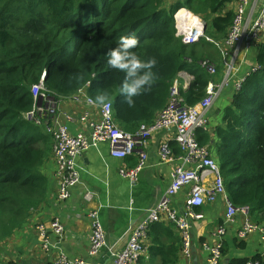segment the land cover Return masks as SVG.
Instances as JSON below:
<instances>
[{"label": "trees", "instance_id": "1", "mask_svg": "<svg viewBox=\"0 0 264 264\" xmlns=\"http://www.w3.org/2000/svg\"><path fill=\"white\" fill-rule=\"evenodd\" d=\"M228 1L0 0V243L48 202L46 166L54 158V143L42 125L24 117L34 107L32 86L45 77L46 91L57 100L85 88L94 99L106 89L117 126L136 132L168 106L182 72L194 76L179 90L183 104L192 107L206 97L215 75L201 63L222 70L215 43L226 40L235 18L236 12L224 13ZM181 9L204 21L205 36L213 42H182L174 19ZM131 33L139 37L140 58L158 60L151 92L135 97L134 108L119 93L124 73L109 68L105 56ZM258 45L256 68L225 109L217 139L202 130L196 134L216 155L229 201L248 208L251 221L264 226V44ZM76 74L84 79L77 81ZM249 262L263 264L261 255L229 264Z\"/></svg>", "mask_w": 264, "mask_h": 264}, {"label": "crops", "instance_id": "2", "mask_svg": "<svg viewBox=\"0 0 264 264\" xmlns=\"http://www.w3.org/2000/svg\"><path fill=\"white\" fill-rule=\"evenodd\" d=\"M254 1L256 2L249 0V6ZM256 4L260 9L264 0H258ZM236 8L237 3L230 0L225 5L224 13L229 11L235 13ZM214 37L216 38L217 34ZM225 41L224 39L219 43L220 47L216 45L222 70L212 77L210 83L220 84L224 80L222 52L227 54L228 60L234 56L236 50L238 52L230 84L208 112V130H202L209 133L211 141L217 139L216 127L222 124L225 109L232 103L238 91L237 83L243 82L256 68L258 43L264 44V33L259 42L251 46L242 44L234 47ZM180 83L184 89L189 85V83L186 85L183 79ZM59 101L58 115L61 121L68 125L70 132L89 134V124L81 122L80 118L88 113L90 119H98L99 110L76 102L73 96L60 98ZM45 130L48 132L46 128ZM174 136L175 132L172 129L153 134L149 139L147 164L135 181H131L126 174L137 166L138 155L119 159L109 154V146L106 143L91 146L78 160L81 184L71 189L70 198L65 201L57 200L60 180L55 176L56 165L51 153L52 160L46 166V173L50 179L48 202L13 237L0 243V264H53L61 253L70 257H83L87 264H114L113 253L124 249L133 230L148 217L150 210L157 206L171 184L172 170L180 164L181 155ZM164 144L169 145L173 156V161L169 163L162 161L159 155ZM213 156L216 158V155ZM85 190L95 194L92 201H85ZM189 191L190 188L186 187L173 198V207L178 212L186 207ZM89 210L100 211L106 232L107 248L96 258L88 256L92 229L87 217ZM200 210L204 218L191 224L190 256H186L182 251L183 240L180 232L163 218L151 225L144 239V252L138 264H208L210 249L219 244H222L223 253L219 264H229L235 259L251 261L257 255H261L264 264V244L260 236L253 234L246 238L238 237L239 230L247 220L246 216L237 214L233 221H227V204L223 197L214 203L206 204ZM54 220H59L64 226V235L61 239L52 233L51 223ZM40 225L46 228L47 246L38 230ZM220 228L225 230L221 236L217 234Z\"/></svg>", "mask_w": 264, "mask_h": 264}, {"label": "built area", "instance_id": "3", "mask_svg": "<svg viewBox=\"0 0 264 264\" xmlns=\"http://www.w3.org/2000/svg\"><path fill=\"white\" fill-rule=\"evenodd\" d=\"M237 9L232 27L225 43L229 46L239 47L242 44L251 46L259 42L264 33V4L259 9L256 2L249 6V0H234ZM177 36L187 45L199 42L202 38L213 42L205 36V23L192 12L181 9L174 16ZM220 47L219 43H215ZM236 50L234 56L228 60L225 52H222V64L224 66V80L220 84L210 83L206 89V97L197 105L186 107L180 98L179 90L182 88L180 80L187 85L194 79L193 75L186 72L179 74L174 83L173 97L168 106L156 117L153 124L143 126L136 132H128L117 126L114 120L113 105L107 107L97 106L90 102L93 100L86 88L73 96L78 103H84L91 108L99 110L98 119H90L87 113L80 118L81 122L89 124L90 133L83 132L72 134L68 125L62 122L58 115L60 101L51 96L44 86L45 77L31 88L34 97V107L24 114L25 119L44 126L54 139V162L56 165L55 176L60 180L57 192V200L65 201L70 198L71 189L81 184V176L78 165L79 158L91 147L106 143L109 146V154L114 158L124 159L134 154L138 155L137 166L126 175L131 181L137 180L144 170L148 159L149 139L156 132L174 130V140L181 150L178 164L171 173L172 181L169 188L163 194L157 206L150 210L146 217L132 232L126 246L119 252L113 253L114 264H138L144 252V239L152 224L160 222L163 218L173 224L180 232L183 240V253L190 256L192 250L191 224L202 220L204 214L201 208L208 203H214L223 197L227 204L226 220L233 221L237 214L247 217L243 227L238 232L239 238H246L253 234L260 236L264 244V226L255 224L249 218L248 208H236L228 199L224 179L218 161L213 157L209 146L198 142L196 132L208 130V112L216 103L222 91L230 84L235 70ZM202 67L210 74H216V67L209 62H202ZM243 82L237 83V90ZM159 155L164 162L173 161L169 145H162ZM189 187L187 205L178 212L172 204V200L184 188ZM95 194L85 190L84 199L92 201ZM87 217L91 223L89 236L88 256L96 258L107 248L106 232L102 223L99 210H89ZM45 245H48L46 228L38 227ZM52 233L59 239L64 235V226L59 220L51 223ZM224 228L217 232L223 235ZM211 256L208 264H219L223 258L222 244L210 249ZM16 264V263H12ZM53 264H87L83 257H70L61 253ZM249 264H259L249 262Z\"/></svg>", "mask_w": 264, "mask_h": 264}, {"label": "clouds", "instance_id": "4", "mask_svg": "<svg viewBox=\"0 0 264 264\" xmlns=\"http://www.w3.org/2000/svg\"><path fill=\"white\" fill-rule=\"evenodd\" d=\"M139 44V37L135 33L123 35L117 45L105 53L109 68L124 73L119 93L130 108L135 107V97L151 92L156 76L153 70L158 65L155 56L147 60L140 58L135 51ZM75 78L77 81L84 79L80 74H76ZM90 102L107 107L111 103L110 94L106 89H100Z\"/></svg>", "mask_w": 264, "mask_h": 264}, {"label": "water", "instance_id": "5", "mask_svg": "<svg viewBox=\"0 0 264 264\" xmlns=\"http://www.w3.org/2000/svg\"><path fill=\"white\" fill-rule=\"evenodd\" d=\"M205 29H206V27H205Z\"/></svg>", "mask_w": 264, "mask_h": 264}]
</instances>
